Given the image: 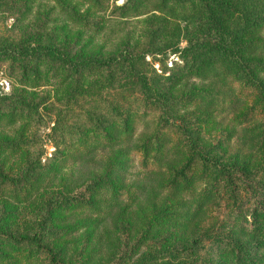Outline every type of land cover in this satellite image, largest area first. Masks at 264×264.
Wrapping results in <instances>:
<instances>
[{
    "label": "trees",
    "instance_id": "1",
    "mask_svg": "<svg viewBox=\"0 0 264 264\" xmlns=\"http://www.w3.org/2000/svg\"><path fill=\"white\" fill-rule=\"evenodd\" d=\"M138 1L143 0H124L121 13L132 10ZM152 3L153 9L168 14L172 5L190 3L200 13L182 19L186 45L180 49V64H173L169 74L156 72L145 61L148 55L163 53L160 46L178 42L173 39L176 35L163 37L161 28L149 29L140 48L123 47L116 56L105 57L72 52L69 43L55 40V35L38 25L17 38L0 37V63L10 73L16 72L18 83L37 76L38 64L45 65L50 76L60 73L71 82H65L58 103L44 105L51 113V124L43 134L52 146L49 156L44 152L42 157L38 153L26 156L12 170L5 165L3 153L30 146L31 140L19 135L13 141L0 139V196L4 199L0 264H29L30 260L38 264H193L188 257L195 252L199 235L157 247L150 254L138 248L149 242L146 239L156 238L155 232L166 224L185 229L199 219L201 209L221 199L233 220L222 237L226 260L264 264V256L248 255L240 239L244 233L264 238V191L260 190L264 163L222 161L210 152L202 136L200 123L206 112H178L182 101L200 99L207 108L210 94L223 91H217L215 84L228 91L236 84L249 92V103L244 102L238 118L240 143L264 131V0ZM72 13L73 22H91L86 14ZM159 60L163 67L164 58ZM176 67L185 70L187 78L178 83L174 96L173 85L163 81L172 78ZM93 73L97 79L88 80ZM30 102L20 91L0 93V105L8 106L0 108V118L6 125L16 123L18 117L41 120L39 107ZM147 111L154 115L152 133L142 130L134 135L135 123L145 122ZM130 151L141 156L142 177L129 171ZM65 163L77 167L66 172ZM243 200L249 202V210L238 209ZM8 202L28 207L27 217L9 226L3 220L10 210ZM262 245L261 240L255 243L256 249ZM214 264L222 263L216 259Z\"/></svg>",
    "mask_w": 264,
    "mask_h": 264
},
{
    "label": "rangeland",
    "instance_id": "2",
    "mask_svg": "<svg viewBox=\"0 0 264 264\" xmlns=\"http://www.w3.org/2000/svg\"><path fill=\"white\" fill-rule=\"evenodd\" d=\"M123 2L124 0H1L0 37L17 38L26 31L31 32L38 25L44 32L55 35V40L69 43L72 52H80L84 57L90 55L105 57L108 55L116 56L123 47L140 48L144 45V37H146L149 29L161 28L163 37L176 35L173 39H177L178 42L177 44L170 42L165 46H160L159 49H163V53L156 52L154 55H148L145 57V61H148L150 63L149 67L156 72L161 73L166 70L165 74H169L170 67L173 64H180L182 54L180 49L186 45V37H184L186 27H184L185 24L182 19L189 18L194 13L199 17L200 13L197 7L190 3L182 6L170 5L171 13L168 14L153 9L152 0H143L136 2L137 5L132 10L122 14L119 8H121ZM72 12H79L80 15L86 14L85 16L95 23L73 22L69 15L73 14ZM162 24L163 27H161ZM175 47H178V50H174ZM161 57L165 61L163 67H160V64H163L159 60ZM37 68V76L30 75L24 84H20L17 81L16 72L10 73L6 65L0 63V93L12 95L16 91H20L24 100H30V103H34L39 107L38 111L41 115V120H24V118L18 117L16 123L11 125H6V120L0 118V139L13 141L19 135L23 139L31 140L28 143L30 146L22 145V148L14 152L3 153L5 165L13 168L12 170L19 168L26 156L31 157L38 153L42 157L43 152L48 156L50 155L52 146L46 143L43 134L48 131L51 124L49 118L51 113L44 109V105L58 103L60 100L57 99L66 89L67 84L65 82L71 85L70 81L62 79L60 73L50 76L51 71L45 65L38 64ZM176 68L178 70L176 69L177 71L172 78L169 81L168 79L163 81L166 86L173 85L171 89L174 96L178 94V83L187 78L185 70ZM113 70L117 72L115 67ZM96 77L97 75L93 73V76L88 80L91 78L97 79ZM155 78L160 79L161 77L156 76ZM195 83H197V79H195ZM92 84L94 82L91 83V87L94 86ZM213 87L219 88L216 89L217 91L222 89L226 92L219 91L214 96L211 93L210 105L207 108H203L200 99L191 102L182 101L179 104L180 107L178 108L180 110L178 112L184 114L191 111L194 115L199 114L200 111L206 112V117H203L200 123L202 136L209 143L210 152L216 154L222 161L237 158L240 163L248 162L252 163V166L264 163V131L244 144L239 141L238 118L244 109V102L245 105L249 103V92L236 84H233V90L231 91L218 84L213 85ZM182 93H185V91ZM90 98L92 96L88 99ZM12 103L10 106H12ZM7 107L0 105L1 110H5ZM143 117L145 122L142 123V120H138L135 123L134 135L139 134L142 130L148 134L152 133L151 130L155 126L154 115L147 111V114ZM165 132L169 137H173V133L169 129ZM231 132V136L228 137ZM128 158L130 159L129 171L131 174L142 177L145 168L141 165L140 154L137 151H130ZM73 164H66L63 171H72L77 167ZM261 183L263 184L261 185ZM261 183L260 190L264 191V180ZM2 202H4V199L0 196V204ZM8 205L10 210L4 214L5 217L3 218L8 225L20 222V217H27L30 211L28 207L10 202H8ZM250 208L251 206L246 200H243L238 207L241 211ZM262 208H264V204ZM201 210L203 211L199 219L193 220L185 229H176L171 223L162 226L154 234L156 236L154 239L160 237L159 240L146 239L145 241L149 240V242L147 244L144 242L145 245L139 247L138 252H148L150 254L151 251H158L157 247L173 245V243L187 241L191 238L194 239L199 235L200 241L195 245L196 250L188 257V261H192L193 264H209V262L214 264V261L219 259L222 264H235L226 260L227 255L223 251L225 247L222 244V237L229 233V229L233 224L231 213H227L224 200L211 202L210 205ZM167 211H170L169 208ZM207 233L210 236H206ZM240 239L244 243L248 255L252 253L256 256H264V245L259 246L258 249L255 247V243H259L260 240L264 243V238L261 236L253 237L244 233L240 236ZM29 264L38 263L30 260Z\"/></svg>",
    "mask_w": 264,
    "mask_h": 264
}]
</instances>
